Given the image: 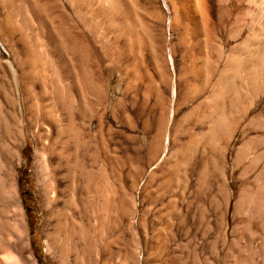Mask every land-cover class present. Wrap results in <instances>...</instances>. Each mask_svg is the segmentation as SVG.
Wrapping results in <instances>:
<instances>
[{
    "label": "rangeland",
    "instance_id": "rangeland-1",
    "mask_svg": "<svg viewBox=\"0 0 264 264\" xmlns=\"http://www.w3.org/2000/svg\"><path fill=\"white\" fill-rule=\"evenodd\" d=\"M146 6H137L138 20L133 24L138 33L130 37L131 42L120 31L109 29L106 20L98 16L102 23L91 32L96 38L90 40V49L81 48L80 41H76L69 53L83 56L87 65L65 69L67 80L56 84L51 81L53 68L25 66L26 57L36 60L40 53L30 46L32 37L29 40L19 30L10 35V4L0 0V103L8 113L0 109V179L13 184L16 204L24 217L25 251L31 264H56L55 251L46 250L43 229L46 220L51 226L56 219L65 224L60 209L64 200L59 194L65 183L64 168L60 167L74 161L77 167L86 164V169L97 172L105 155L109 197L116 202L118 220L113 223L108 253H96L92 264H175L174 257L190 264L191 253L208 263L224 264L225 260V264H246L235 257L248 234V221L253 218L257 199L264 211V190L258 197L264 189V178L257 179L260 164L251 166V147L238 162L236 153L243 140L255 136L246 125L264 108V84L260 83L263 92L253 99L244 93L241 79L231 81L225 114L227 121L234 119V131L227 143L222 142L219 157L216 142L213 144L215 133L209 135V121L216 118L217 108L224 102L216 98L208 104L207 95L202 94L204 85L179 84L182 71L174 60H180L181 53L172 51L177 43L171 29L172 10L166 6L168 20L158 33L161 37H155L150 27L155 23ZM58 16L64 18L62 13ZM59 30L64 32L63 28ZM69 32V38L82 33L78 29ZM225 33L217 34L215 50L207 51L210 58L216 59L219 47L228 52L239 46L246 29L236 39ZM9 65L17 73L19 99L13 93ZM218 66L212 69L218 71ZM44 87L45 91L54 88L56 107L54 112L45 108L40 123L33 125L29 119L34 103H47L50 96L44 93ZM17 104L22 107V118ZM212 104L213 116H209L208 105ZM55 119L58 130L53 124ZM44 131L46 136L39 139ZM38 143L50 168L59 167L49 174L51 181L59 185L50 192L56 199L51 206L42 202L38 179L33 174ZM10 148H17L11 164L6 159ZM87 190L92 202V189ZM77 206L76 222L93 226L96 213L86 208L85 195ZM55 207L58 218L52 213ZM0 211L2 219L9 216L2 207ZM262 220L255 219L250 228L263 231L264 236ZM262 242L256 241L253 247L259 248ZM258 254L252 264H264L263 254Z\"/></svg>",
    "mask_w": 264,
    "mask_h": 264
},
{
    "label": "bare ground",
    "instance_id": "bare-ground-1",
    "mask_svg": "<svg viewBox=\"0 0 264 264\" xmlns=\"http://www.w3.org/2000/svg\"><path fill=\"white\" fill-rule=\"evenodd\" d=\"M5 1L10 4L9 19L10 21L12 20L10 35H14L15 32L19 30V34L21 31L23 34L28 35L29 40H31L30 37H32L30 46L34 47V49L40 53L36 60H33L32 57V60L26 57L24 63L27 65L25 66L28 67L29 64H36L40 65L41 68H53L51 81L56 82V84L67 80L68 76H66V72H64L65 69L67 70V68L72 66H80L83 68V66L85 67L87 65L88 61L83 56L75 57L69 53L75 48L74 43L76 41H80L79 44L81 48L90 49V40L96 38L94 37L95 35H93L94 33L92 34L91 32L102 23L99 20L100 18L103 19V21L106 20L105 22L109 24L107 25L109 29L117 30L116 32L120 31L121 35L125 36L126 39L131 42L130 37H133V35H135L134 33H136L135 31L138 30L133 24V21L138 20L136 18L138 16L137 6L143 7L147 5L146 7L149 11H147L148 15L155 23L150 26L151 31H154L153 36L155 37L160 36L158 33H161L164 25H166L168 20L166 6L170 7L172 10L171 29L175 32L177 37V43L173 45L172 51L174 54L178 51L181 53L180 60H174V65L179 67L182 71L178 77L179 84L204 85L205 91L203 90L202 94L203 96L205 94L207 95L205 101L208 102V104L210 102L213 103L216 98H221L222 102H224L223 105L217 108L216 118L209 121L211 122L209 135L211 137L215 135L214 137L216 139L213 144L216 142L215 145L219 157H221L222 142L227 143L230 137L232 138V133L234 131V127L232 128L234 119L227 121V116L225 114V101L232 90L233 84L231 83L234 82L231 81L236 78L241 79L242 86L245 88L244 93L247 96L250 95V98L253 99L257 98L260 93L264 91L260 89V83L264 84V0ZM58 13H62L64 18L61 19ZM98 16L99 19H97ZM238 23L240 24L238 25ZM62 28L64 32H60L59 29ZM69 29L72 32L78 29L82 33H80L77 38L73 37L71 34L72 37L69 38L71 33ZM245 29L246 35L239 46L236 48H229L228 52H225L222 47H219L217 53H215L217 54L216 59L212 56V52H210L212 58L208 56L209 54L207 53L209 49L211 51L215 50V48H213L216 46L214 39L218 33L226 32L227 34L229 33L230 39H236L237 37L239 38L240 33ZM1 30L3 32V29H0V34L2 35ZM27 39L26 37V40ZM22 42L23 47H25L24 41ZM217 64H220L217 69L218 71L213 70L212 66L216 68ZM9 66L13 93L15 98L19 99L20 91L17 82V73L13 69V66ZM148 79H152V77L149 75ZM83 84L84 83L81 85L83 86ZM83 87H86L85 84ZM49 90L50 92H48ZM46 91L44 93L50 95L47 103L44 101L33 102L34 107L31 110L32 117L29 119L30 122H33V125L40 123L42 111H44L45 108L54 112L53 108L56 107L55 101L57 97L54 93V88L49 87ZM251 104L249 106H251ZM17 105L18 116L22 118V107L20 104ZM4 106L0 103L1 111H5ZM213 107V104L212 106L208 105L209 116H213L211 111ZM6 114L8 113L6 112ZM57 120L58 119H55L53 122L56 130H58ZM246 126L255 132V136L248 140H243V145L236 153V161H240L246 149L248 151V148L251 147L253 150L251 151L254 154L251 166L255 167L258 164L261 165V169L257 175V179L261 180L264 178V108L259 114L254 116ZM45 132L46 131L41 133L38 138H44L47 134ZM213 133L215 134L211 135ZM41 150L43 151V147H40L38 143V146L34 150L33 174L38 179L42 202H47V206H51L56 202V199L50 196V192L56 190L59 185L56 184V181H51L49 174L55 172L59 167L50 168V164L44 158ZM103 150L102 152H104ZM16 153L17 148L8 149L6 159L10 164ZM99 158L101 159V157ZM105 158L106 155L102 160L99 159L101 163L99 164L97 172L93 169H86L84 167L86 164L82 166V168L77 167L74 161H72V165L66 162L65 165L60 167V169L64 168L63 179L65 183L63 185L64 187H62L63 189L59 191V194L61 199L64 200L61 201L62 206L60 209L63 212L62 216L65 218V224H62L60 219H56L54 220L56 224L51 226V222L46 220L43 229L46 250L47 252L55 251L56 264H92V257L96 253L102 256H106L108 253L107 247L110 238L114 236L112 231H114L115 226L113 223L118 220V210L115 208L116 202H111L109 197V175H107L108 171ZM87 189H92V202L89 200ZM263 190L264 189H260L258 197L260 196L261 198ZM84 195L86 208L96 213L94 215L93 226L90 223L83 224L82 222H76L75 219L77 205H81ZM260 203V200L257 199L256 203L253 205V218L251 221H248V234L244 237L245 239L243 238V245L241 249H239V246L238 249L240 251L237 252V256L235 257L236 260H241L246 264H252L251 262L254 256H257L260 252L264 256V242H262L264 239L262 234L263 231H259L258 229L255 230L254 226L250 228V226L253 225L252 221L254 222L255 219L257 221L264 219V211L261 209ZM1 207L9 216H7L6 219H2L0 216V264H31L30 258L26 256L27 253L25 251L27 242L25 237L24 217L18 208L19 206L16 204L13 184L12 182L7 184L0 179V208ZM52 213L58 218L56 216V213H58L57 207H55ZM8 234L10 235L9 239L7 237ZM260 240L262 243L259 245V248H254L255 242ZM99 245H101L100 248ZM229 255L227 258L230 257ZM190 258V264L214 263H208L202 257L198 258L195 253H191ZM179 259L174 257L175 264H186V262H181Z\"/></svg>",
    "mask_w": 264,
    "mask_h": 264
}]
</instances>
